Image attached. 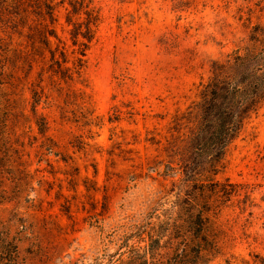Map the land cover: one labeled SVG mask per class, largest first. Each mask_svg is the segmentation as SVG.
<instances>
[{"label": "rangeland", "instance_id": "obj_1", "mask_svg": "<svg viewBox=\"0 0 264 264\" xmlns=\"http://www.w3.org/2000/svg\"><path fill=\"white\" fill-rule=\"evenodd\" d=\"M94 1L101 22L77 84L88 110L53 93L67 120L43 96L31 111V89L49 86L39 57L29 76L17 71L22 95L8 85L11 69L0 74V252L14 245L23 264H117L136 244L128 235L175 198L181 175L167 164L211 61L247 55L264 69V0ZM188 155L205 162L199 150ZM219 166L194 183L204 236L189 223L175 239L190 255L199 240L209 264H264V103Z\"/></svg>", "mask_w": 264, "mask_h": 264}, {"label": "trees", "instance_id": "obj_2", "mask_svg": "<svg viewBox=\"0 0 264 264\" xmlns=\"http://www.w3.org/2000/svg\"><path fill=\"white\" fill-rule=\"evenodd\" d=\"M61 11L73 47L70 51L67 41L58 33ZM100 22L101 9L94 0H0V74L6 75L11 69L14 76L11 75L8 85L15 90L14 95L23 94V87L15 84L19 79L17 71L27 67L25 76H29L38 57L46 64L41 81L46 78L49 86L31 89L34 114L42 96L50 108L63 109L53 93L62 98L65 106L71 104L73 96V103L89 109L91 100L77 84H82L86 51ZM252 60L238 54L211 61L207 80L200 81L196 88L198 100L188 110L192 120L180 124L167 164L181 175L179 184L174 186L175 198L169 207L150 214L144 224L128 235L134 237L136 244L117 264H209L211 261L203 253L205 248L199 240L191 245L190 255L186 239L181 236L178 242L175 235L182 225L189 223L195 224L199 233L202 231L207 211L202 204L203 191L195 186V180L203 172L212 175L219 172L227 146L264 103V69L261 63ZM66 112L63 109L64 120L68 119ZM35 122L40 128H49L45 115H39ZM96 125L100 126L101 122ZM190 149L199 150L205 162H193L188 155ZM181 242L182 247H178ZM13 248L9 253L0 252V264H23L14 245Z\"/></svg>", "mask_w": 264, "mask_h": 264}]
</instances>
